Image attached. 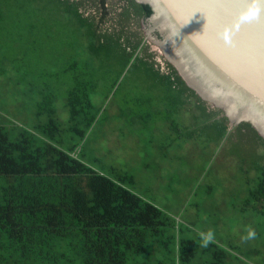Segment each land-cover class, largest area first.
I'll return each instance as SVG.
<instances>
[{
  "label": "trees",
  "instance_id": "16d2710c",
  "mask_svg": "<svg viewBox=\"0 0 264 264\" xmlns=\"http://www.w3.org/2000/svg\"><path fill=\"white\" fill-rule=\"evenodd\" d=\"M119 1L116 17L108 18L107 0H0V88L19 100L17 83L5 78L7 64L26 85L28 64L36 73L32 60L58 64L53 79L32 94L36 120L22 121L0 106V264H235V258L255 264L232 245L213 239L203 245L194 226L132 189L131 175H109L83 158L87 133L105 119L109 101L126 85L147 86L150 96L125 102L146 106L139 118L158 104L171 121L186 112L208 143L224 152L234 147L227 155L254 174L251 198L264 200V138L249 122L229 129L221 110L144 42L141 21L151 8Z\"/></svg>",
  "mask_w": 264,
  "mask_h": 264
},
{
  "label": "rangeland",
  "instance_id": "374dc122",
  "mask_svg": "<svg viewBox=\"0 0 264 264\" xmlns=\"http://www.w3.org/2000/svg\"><path fill=\"white\" fill-rule=\"evenodd\" d=\"M121 4L119 0H107L110 12L107 17H116ZM147 43L162 61L159 50ZM32 63L41 76L29 73L31 65L28 64L24 74L27 85L24 77L14 74L11 69L14 66L11 64L9 68L7 64L4 75L7 73L5 78L11 85L17 83L19 100L12 99L13 92L8 88H0V106L28 123L36 120L32 94L37 91L39 82L44 86L53 79L58 65L43 59L32 60ZM127 86L109 101L105 119L87 133L83 158L109 175H131L132 181L127 184L177 221H184L201 233L211 230L213 240L234 246L237 255L255 264H264V200L256 204L251 198L249 186L252 188L254 181L249 177L254 174L247 176L243 172L246 164L240 157L227 155L226 151H233L234 147L229 146L224 152L217 143H208L205 134H199L198 128L191 125L186 112L171 116L178 123L173 124L167 119L166 106L162 104L151 108L146 120L139 118L146 106H130L125 102L137 95L150 96L151 89ZM22 94L27 95V105L23 104ZM55 102L58 113L67 117L62 101L56 99ZM119 108L127 114L120 116ZM248 197L250 201L246 203ZM248 228L256 231V237L241 240ZM233 260L235 264L245 263L240 258Z\"/></svg>",
  "mask_w": 264,
  "mask_h": 264
},
{
  "label": "water",
  "instance_id": "95a60500",
  "mask_svg": "<svg viewBox=\"0 0 264 264\" xmlns=\"http://www.w3.org/2000/svg\"><path fill=\"white\" fill-rule=\"evenodd\" d=\"M152 14L141 21L144 42L154 45L184 82L226 116L229 129L249 122L264 138V4L225 43L249 0H135Z\"/></svg>",
  "mask_w": 264,
  "mask_h": 264
},
{
  "label": "clouds",
  "instance_id": "9594fccd",
  "mask_svg": "<svg viewBox=\"0 0 264 264\" xmlns=\"http://www.w3.org/2000/svg\"><path fill=\"white\" fill-rule=\"evenodd\" d=\"M261 4H264V0H249L248 6L239 13L238 18L233 20L230 26H225L221 30L219 35L226 44L230 43L229 34L239 30L242 22H247L259 15ZM256 235L257 233L254 229L248 228L246 233L241 236V240H252L256 237ZM201 237L202 244L206 246L212 240L213 232L208 230L205 233H201Z\"/></svg>",
  "mask_w": 264,
  "mask_h": 264
}]
</instances>
